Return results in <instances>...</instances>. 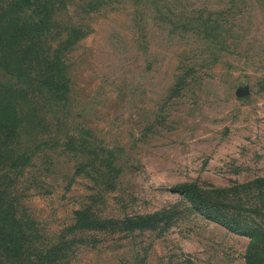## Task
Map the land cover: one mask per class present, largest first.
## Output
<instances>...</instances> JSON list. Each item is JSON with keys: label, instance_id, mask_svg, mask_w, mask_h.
<instances>
[{"label": "rangeland", "instance_id": "obj_1", "mask_svg": "<svg viewBox=\"0 0 264 264\" xmlns=\"http://www.w3.org/2000/svg\"><path fill=\"white\" fill-rule=\"evenodd\" d=\"M261 176L264 0H0V264H246L171 187Z\"/></svg>", "mask_w": 264, "mask_h": 264}, {"label": "trees", "instance_id": "obj_2", "mask_svg": "<svg viewBox=\"0 0 264 264\" xmlns=\"http://www.w3.org/2000/svg\"><path fill=\"white\" fill-rule=\"evenodd\" d=\"M254 189L248 195L250 201H244L242 191ZM171 191L187 198L194 209L207 219L220 223L231 231L247 235L250 243L245 256L246 264H264V176L256 177L248 182L236 184L232 187L213 188L202 191L196 184H178L171 187ZM235 203L237 205H235ZM234 204V205H232ZM236 208H245L249 216H243ZM234 209V211H231ZM252 214L258 220L252 219ZM151 218L152 216H147ZM144 220V216H139ZM130 229L138 228L143 223L127 219ZM20 227L17 220L6 214L0 217V239L5 244H17L21 240Z\"/></svg>", "mask_w": 264, "mask_h": 264}]
</instances>
